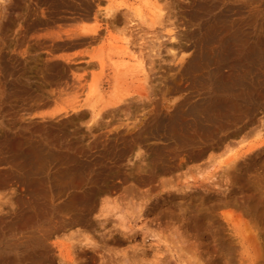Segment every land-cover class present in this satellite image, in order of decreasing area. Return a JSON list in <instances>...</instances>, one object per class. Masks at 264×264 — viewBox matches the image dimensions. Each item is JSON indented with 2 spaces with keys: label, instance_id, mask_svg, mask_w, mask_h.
Segmentation results:
<instances>
[{
  "label": "rangeland",
  "instance_id": "1",
  "mask_svg": "<svg viewBox=\"0 0 264 264\" xmlns=\"http://www.w3.org/2000/svg\"><path fill=\"white\" fill-rule=\"evenodd\" d=\"M0 264H264V0H0Z\"/></svg>",
  "mask_w": 264,
  "mask_h": 264
},
{
  "label": "bare ground",
  "instance_id": "2",
  "mask_svg": "<svg viewBox=\"0 0 264 264\" xmlns=\"http://www.w3.org/2000/svg\"><path fill=\"white\" fill-rule=\"evenodd\" d=\"M232 11V10H231ZM230 11V12H231ZM158 17H160L161 16V14L160 13H158V15H157ZM240 36V35H239ZM236 40V39H235ZM237 41V40H236ZM229 47H231V46H229ZM229 49V48H228ZM227 49V50H228ZM229 50H231V49H229ZM235 51V50H234ZM237 51V50H236ZM222 52H223V50H222ZM232 52V51H231ZM226 53H228V51L226 52ZM234 53V52H233ZM232 53V54H233ZM229 54H230V52H229ZM231 55V54H230ZM224 56V55H223ZM223 56H222V59H223ZM232 57V56H231ZM218 58V57H217ZM252 58V57H251ZM220 59V58H219ZM218 60V59H217ZM218 62V61H217ZM216 62V63H217ZM224 62H225V59H224ZM222 63V62H221ZM223 65V64H222ZM219 66V65H218ZM221 66V65H220ZM217 68V67H216ZM223 68V67H222ZM236 68V67H235ZM215 69V68H214ZM221 69V68H220ZM211 71V70H210ZM212 71H213V69H212ZM218 71V70H217ZM217 75V74H216ZM234 75V74H233ZM223 76V75H222ZM228 76H230V75H228ZM228 76L227 77H225V76H223V77H221L222 79H220V82H218V84H220L218 87L220 88V90L221 89H225V88H227V85H229L227 82H229L230 81V83H232L231 82V80H229L228 81V79H230V77L228 78ZM235 76V75H234ZM220 77V76H219ZM234 78V77H233ZM233 78H231V79H233ZM213 79V78H212ZM222 80L224 81V82H222ZM243 82V81H242ZM215 83H216V81H215ZM223 83V84H222ZM235 83V82H234ZM241 83V82H240ZM239 83V84H240ZM227 84V85H226ZM233 84V83H232ZM243 84V83H242ZM230 86V85H229ZM232 89V88H231ZM219 90V89H218ZM219 103V102H218ZM218 103H217V105H218ZM228 104V103H227ZM211 105H213V104H211ZM216 105V106H217ZM222 105V104H221ZM225 106H227V105H225ZM221 107V106H220ZM232 107V106H231ZM215 108H218V107H215ZM230 108V107H229ZM221 110H222V107H221ZM224 110V109H223ZM205 111H207L206 109H205ZM230 111V110H229ZM209 112V111H208ZM223 114V113H222ZM217 115H218V113H217ZM218 117V116H217ZM210 118V117H209ZM213 120V119H212ZM214 121V120H213ZM36 152V151H35ZM38 154H39V152H38ZM32 160V159H31ZM35 166H37L36 164H34Z\"/></svg>",
  "mask_w": 264,
  "mask_h": 264
}]
</instances>
